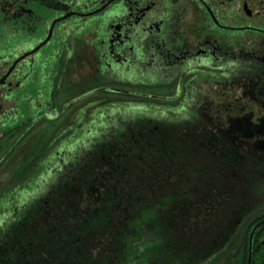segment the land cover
Wrapping results in <instances>:
<instances>
[{
	"label": "rangeland",
	"instance_id": "1",
	"mask_svg": "<svg viewBox=\"0 0 264 264\" xmlns=\"http://www.w3.org/2000/svg\"><path fill=\"white\" fill-rule=\"evenodd\" d=\"M95 26L97 34L77 41L88 60L99 45ZM84 58L67 68L56 109H48L53 116L5 119L45 101L50 83L35 66L31 82L14 92L15 104H1L0 238L12 237L14 226L28 230L47 200L55 211L70 199L80 221L106 215L109 201L121 223L89 235L82 258L60 264H109L112 243L122 248L123 231L132 228L138 233L125 261L150 264L162 251L165 264H197L204 255L233 264L250 231L240 227L243 215H264V99L254 101L244 80L225 93L214 79L197 83L192 74L169 86L145 78L117 82L94 61L81 65ZM254 184H262L257 193L263 188L256 199ZM43 212L46 226L53 225L47 221L57 214ZM39 251L34 262L48 258Z\"/></svg>",
	"mask_w": 264,
	"mask_h": 264
},
{
	"label": "flooded vegetation",
	"instance_id": "2",
	"mask_svg": "<svg viewBox=\"0 0 264 264\" xmlns=\"http://www.w3.org/2000/svg\"><path fill=\"white\" fill-rule=\"evenodd\" d=\"M97 24L99 45L88 60L91 55L77 41L97 34ZM51 42L49 54H40ZM82 53L81 65L94 61L117 82L133 85L145 78L169 86L192 74L197 83L214 79L225 93L244 80L248 94L259 101L264 99V0H0V107L15 104L14 92L31 82L34 66L51 87L31 112L15 119L17 113L10 111L5 119L53 116L64 74Z\"/></svg>",
	"mask_w": 264,
	"mask_h": 264
},
{
	"label": "trees",
	"instance_id": "3",
	"mask_svg": "<svg viewBox=\"0 0 264 264\" xmlns=\"http://www.w3.org/2000/svg\"><path fill=\"white\" fill-rule=\"evenodd\" d=\"M261 182L264 183V180ZM261 185L254 184L252 187V190H254L253 192L257 194L255 195V199L260 196L261 192H263V188H261L259 193H257L258 189L256 187ZM33 201L28 198L27 203H29V206L33 203ZM52 204L53 203H51L50 200H47L44 204H42L40 213L38 210L37 217L31 220L34 224H31L29 227L26 225L28 230L26 229L25 232H23V229H20V231L15 230L16 226H14L9 229V232L13 233L12 237L9 239L4 237L0 238V254L2 255L0 258V264H55V262L56 264H60L64 263L66 260L69 261L72 258L80 260V258H82L85 254L86 244L92 242V240L88 238L89 235H92L103 228L111 230L113 229L114 224L118 225V223H121L120 219H117L114 213L115 205H112L109 201L106 207V215H93L91 219L82 221L79 220L80 218L77 215H73L71 213L72 211L69 210L70 207L72 209L74 208L70 199L65 202L68 207H61V210L55 209V211H53L54 204ZM47 207L49 212L57 214V217L52 223H50V220L47 221V223L53 225L46 226L43 219L45 216L43 210ZM250 212L249 216H247V214L243 215L244 219L240 223V227L243 229L246 225H249L251 231L256 224L264 220V215L261 217L253 216L254 213L252 211ZM74 217H77V220H75ZM232 220L233 221L230 222L231 224L236 223L235 219ZM31 222L30 220L28 221L29 225ZM128 225L130 226L131 223ZM19 227L25 228L23 223H20ZM70 227H74L75 229L71 230ZM132 229H124L123 232L127 237L123 238L124 245L122 248L117 245V240H115V243H112L114 248L111 251L109 250V264H139L135 263L131 259L125 261V258H127L129 254L133 253L132 250H129V242L136 238L138 233L136 228H134V230ZM250 231L248 230L245 233L243 246L239 256L232 258L233 264H247L248 237ZM7 232L8 230L6 231V234ZM43 248L45 249V253L48 255V258L39 260V262L31 260L33 259L32 257H39V250H42ZM157 253H159L161 257H159L158 261H156L155 256H152L150 264H165L160 262L162 258L164 259L162 255L163 252L158 251ZM251 254V264H264V225L260 226L253 235ZM168 255L170 256V253ZM132 256L133 254L131 257ZM205 256L206 255L202 256L197 264H219L223 260L222 256H218L216 258L212 256L213 259L207 261L210 256ZM117 259L118 261H116Z\"/></svg>",
	"mask_w": 264,
	"mask_h": 264
},
{
	"label": "water",
	"instance_id": "4",
	"mask_svg": "<svg viewBox=\"0 0 264 264\" xmlns=\"http://www.w3.org/2000/svg\"><path fill=\"white\" fill-rule=\"evenodd\" d=\"M55 24V23H54ZM49 34L47 36V38L45 39V41L43 43L40 44V46L36 49L38 50L40 47H42L46 42H48L49 38H50ZM1 109V107H0ZM264 225V220L260 221L258 224H256L252 230L250 231L249 237H248V254H247V264H251V256H252V239H253V235L256 232L257 229H259L260 226Z\"/></svg>",
	"mask_w": 264,
	"mask_h": 264
}]
</instances>
